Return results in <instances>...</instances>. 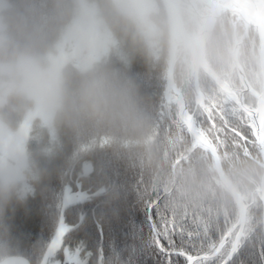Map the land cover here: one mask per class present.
<instances>
[{
  "label": "trees",
  "instance_id": "trees-1",
  "mask_svg": "<svg viewBox=\"0 0 264 264\" xmlns=\"http://www.w3.org/2000/svg\"><path fill=\"white\" fill-rule=\"evenodd\" d=\"M100 8L104 19L108 0H90ZM166 11L162 0H157ZM9 7L2 13L4 31L12 38L24 42L31 38L42 51L52 48L61 27L68 23L75 11L73 0H6ZM167 12V11H166ZM184 23L189 32L186 15ZM15 23L9 24V18ZM206 45V57L211 68L222 78L233 77L241 84L235 66L236 35L242 37L245 23L236 15L221 18ZM237 24V25H236ZM111 29V28H110ZM111 31L119 46L102 63L129 81L135 89L145 121L133 135L114 134L106 129L69 127L53 121L50 128L35 115V109L22 103L0 98V121L17 133L28 120L25 173L28 182L23 185H4L0 177V263L18 256L30 264H42L49 252L61 223L62 201H52L49 211L50 227L25 234L16 228V211L31 200H44L48 189L77 180L81 184L91 181L100 191L101 218L115 219L129 203L151 204L158 217L166 221L168 233L174 234L176 249L181 254V264L188 263L187 256L214 253L221 240L238 221L239 208L230 190L218 175L214 157L202 146L194 149L195 137L181 122L177 104L167 103V77L171 47H163L158 57L147 59L135 52L118 32ZM239 61L253 87L261 91L262 77L258 35L253 27L242 44ZM174 79L184 92L189 111L195 112L203 122L209 114H226L233 124L242 125L245 135L239 140L208 138L216 144L224 175L230 179L246 202L253 200L248 213V236L238 254L229 264H264V228L261 198L257 192L263 176L261 153L244 112L233 107L214 79L201 71L200 90L206 95L210 111H195V80L190 67L191 55L184 45L178 46ZM75 71L76 67L67 66ZM242 86V85H241ZM174 95V94H173ZM251 96V93H247ZM256 106L257 99L253 96ZM194 149V150H193ZM180 160V161H179ZM250 199V200H248ZM161 200V201H160ZM143 208H139V219ZM107 226L105 233L107 234ZM145 242L150 243L145 233ZM231 239L210 259H199L193 264H221L230 253ZM62 247V244H61ZM60 247V248H61ZM130 247L135 244L130 242ZM79 253L84 264H130V257L118 250L114 242L89 246L85 241L75 248L63 245L65 250ZM61 249L58 251L60 255Z\"/></svg>",
  "mask_w": 264,
  "mask_h": 264
},
{
  "label": "clouds",
  "instance_id": "clouds-1",
  "mask_svg": "<svg viewBox=\"0 0 264 264\" xmlns=\"http://www.w3.org/2000/svg\"><path fill=\"white\" fill-rule=\"evenodd\" d=\"M106 24L147 59L177 42L171 11L156 0H108ZM15 17L9 18V24ZM0 98L22 103L69 127L136 134L145 121L132 84L100 62L81 60L76 70L43 54L31 38L7 35L0 25Z\"/></svg>",
  "mask_w": 264,
  "mask_h": 264
},
{
  "label": "snow or ice",
  "instance_id": "snow-or-ice-1",
  "mask_svg": "<svg viewBox=\"0 0 264 264\" xmlns=\"http://www.w3.org/2000/svg\"><path fill=\"white\" fill-rule=\"evenodd\" d=\"M190 131L196 139L207 135L239 140L246 134L244 126L233 124L226 114L212 113L203 122L200 117L193 116ZM100 196L99 189L91 181L87 184L68 181L48 189L43 201L31 200L23 209L17 210L14 223L25 234L50 227L52 201L59 198L62 201V223L57 224L56 232L62 242L59 264H67L63 245L71 249L85 241L89 246L102 244L105 247L114 242L118 250L130 257V264H181V254L174 251L177 247L175 236L168 233L166 221L158 217L151 204L129 201L126 210L115 219H102ZM139 208H143V218L138 221ZM145 233L150 243L145 242ZM130 242L135 244L134 248L130 247Z\"/></svg>",
  "mask_w": 264,
  "mask_h": 264
},
{
  "label": "water",
  "instance_id": "water-1",
  "mask_svg": "<svg viewBox=\"0 0 264 264\" xmlns=\"http://www.w3.org/2000/svg\"><path fill=\"white\" fill-rule=\"evenodd\" d=\"M177 1L178 0H162L163 4L165 5L166 11L167 12L171 11V14L174 18L176 38L178 39V35H179L184 39L186 45L190 47L191 55L195 62L196 70H195L194 80H195L196 90L199 94L196 100L197 101L196 108L201 102L200 101L201 91L199 90L198 78H199L200 68H202L209 75V77H211V79H214L218 84V86L221 89H223V91H225L228 97L237 103L239 109L247 113L249 117V121H250L249 124L251 130L253 131L255 141L258 144L259 151L261 153L260 163L263 168V173H262L263 176L260 181V188L257 189V192L261 196L262 206L264 207V0H226L227 2H231V6L227 7L223 12L220 11L218 14L214 16L213 21L211 23L212 26L210 28H207L202 32L199 31L198 33L195 34H190L187 31V28L184 25L183 16L179 11V6L177 5ZM225 14L236 15L239 20H243V22L246 24V31L244 33L245 35L243 39L236 40L234 56L236 58V66L238 67L239 72L242 78L244 79L247 88L253 93V95L257 99L256 106L253 108H249L245 106L243 100L239 99L236 92L233 89H231L229 83L224 78H221L216 73V71L209 66L207 59L205 58L206 43L210 39V35L213 32L215 24L220 19V17ZM253 27L256 29V34L258 35L261 77H262L261 91L255 90L250 85L249 80L246 77L243 68L240 66L239 56H238L244 38L248 36L250 29ZM200 39H203V41L200 46L201 47L200 53H198L196 48L193 46V43L196 41H200ZM178 44L179 43L177 41L175 46L171 47V52L169 55V59H170L168 65L169 72L167 77L168 85L166 89L167 103L177 104L178 113L181 122L185 124L188 130L190 131L192 118L195 112L191 113L189 111L187 102L185 100L184 92L181 89H179L174 79V74H175L174 68L177 63ZM83 53L84 52L82 48L75 49L73 51H70V56L73 59H80L83 56ZM198 146H202L204 150H206L210 155L214 157L215 165L217 166L218 175L220 176L225 187H227L230 190L232 197H234L236 204L239 208V217H238L239 220L230 229V232L221 240L220 244L218 245L214 253L202 254L199 256L188 255L187 264H193L196 260L199 259H204V258L210 259L218 256L222 248L228 242L227 240L232 237L233 232L236 230V228H238L239 232L234 238V242L231 246L230 253L221 262V264H229L231 263V260L238 254L239 249L243 243L242 239L245 238L244 228L247 221V212L249 209V204L246 202L245 198L238 192L237 188L232 184L230 179L224 175L223 165H221L219 154H217L216 145L213 144L206 135H201L199 139L195 138L194 149H196ZM263 217H264V212H263ZM263 228H264V220H263Z\"/></svg>",
  "mask_w": 264,
  "mask_h": 264
},
{
  "label": "rangeland",
  "instance_id": "rangeland-1",
  "mask_svg": "<svg viewBox=\"0 0 264 264\" xmlns=\"http://www.w3.org/2000/svg\"><path fill=\"white\" fill-rule=\"evenodd\" d=\"M73 1L75 2V8H74L75 11L73 16L71 17L68 23L64 24L61 27V30L59 31V36H57V38L54 40L53 42L54 44L51 45L52 48L50 49V47H48L47 50H44L42 52L44 55L54 60L65 62L67 66L72 65L73 67H76L81 60H86L89 62H101L105 58H108L111 55V53L113 52V47L119 46L118 42L114 38L115 35L111 31V29L107 26L106 19H104L100 8H98V6L95 3L91 2L90 0H73ZM187 2L196 3L203 1L178 0L177 5L179 6L180 3L187 4ZM156 3H158L157 0ZM7 7H9L8 2H6V0H0V25H2L3 27H5L6 24L3 23L2 21L1 12ZM81 48L83 49L84 52L83 56L80 59L71 58L70 51ZM183 55H184L183 53L180 54V56ZM203 108L206 111H210V108L207 105V103H205ZM35 115L39 116L40 119H43V121L50 128L53 126V121L48 117H46L45 115H43L42 113L35 110ZM27 120L28 123L26 122L22 127H20V130L17 133L10 131L6 127V125H4L2 121H0L1 180L4 185H8L13 182L21 184L23 185L22 187L25 192L30 190L29 188L26 190V187H28L27 182L29 178L28 175L25 173V168L27 167L25 141L29 134V125L31 122V120L29 119ZM252 203L253 200L248 202L249 208ZM244 229H245V238L242 239L243 243L244 241H246L245 239L248 236L246 224ZM54 238L55 239L53 240L52 245L49 248L50 250L45 258V261L42 264H59V259H58L59 256L57 254L58 251L61 249L60 247L62 242L59 236L55 235ZM63 256L67 261V264H84L83 263L84 260L81 256H79L78 252L71 253L70 250L68 249L65 250ZM0 264H30V263L24 258L14 256L4 259V261Z\"/></svg>",
  "mask_w": 264,
  "mask_h": 264
},
{
  "label": "flooded vegetation",
  "instance_id": "flooded-vegetation-1",
  "mask_svg": "<svg viewBox=\"0 0 264 264\" xmlns=\"http://www.w3.org/2000/svg\"><path fill=\"white\" fill-rule=\"evenodd\" d=\"M196 1H198V0H196ZM200 1H203V2H196V3H192V2H190V3H188L187 2V4H185V3H180L179 4V11H180V13L181 14H184V15H186V19H187V21H186V23H187V25L189 24V25H191V32H189L188 30V32L190 33V34H195V33H198L199 31L200 32H202V31H204V30H206L207 28H210L212 25H211V23H212V21H213V18H214V16L216 15V14H218L220 11H224L227 7H230L231 6V2H227L226 0H200ZM226 15H228V16H231V15H233V14H231V15H229V14H225V15H223V16H221L220 17V19L221 18H223V17H225ZM183 16V15H182ZM220 19L217 21V23L220 21ZM184 20V19H183ZM237 20L238 21H241V22H243V20H239L238 19V17H237ZM215 24V27H214V29L216 28V26L218 25V24ZM244 23V22H243ZM184 25H185V23H184ZM237 25V24H236ZM245 26H246V24H245ZM214 29H213V31H214ZM252 29V28H251ZM251 29H250V31H251ZM245 31H246V29H245ZM245 31H244V33H245ZM249 31V32H250ZM213 33V32H212ZM243 33V36L242 37H238V35H236V39H235V43H236V40H242L243 39V37H244V34ZM212 35V34H211ZM211 35H210V38H211ZM248 37H249V33H248V36H246L245 38H244V40H243V42H245V40H247L248 39ZM182 40H183V42H182V44L184 45V48H185V53H184V55H185V57H187V55L188 54H190L191 55V51H190V47H188V45H186V43H185V41H184V39L182 38ZM210 40V39H209ZM209 40H208V42H209ZM202 41H203V39H200V41H196V42H194L193 43V46L196 48V50H197V52L198 53H200V50H201V43H202ZM207 42V43H208ZM243 42H242V44H243ZM207 43H206V45H207ZM241 44V45H242ZM179 46V45H178ZM236 46V45H235ZM243 46V45H242ZM241 46V47H242ZM206 47V46H205ZM240 47V48H241ZM207 48V47H206ZM179 49V48H178ZM235 49V48H234ZM239 52H240V50H239ZM233 55H234V52H233ZM238 55H239V53H238ZM258 55H259V52H258ZM191 58H192V55H191ZM205 58L207 59V57H206V52H205ZM208 62V61H207ZM239 63H240V61H239ZM209 64V63H208ZM210 66V65H209ZM235 66H236V58H235ZM240 66H241V64H240ZM190 67H191V69H192V75L195 77V62H194V60H193V58H192V63H191V65H190ZM237 67V66H236ZM242 67V66H241ZM243 68V70H244V72H245V69H244V67H242ZM214 69V68H213ZM237 70H238V77L240 78V81H241V84L239 85V83L237 82V80L235 79V78H233V77H230L229 79H226V78H224L228 83H229V85H230V87H231V89H233L235 92H236V94L238 95V97H239V99H241V100H243V102H244V104H245V106H247V107H249V108H253V107H255L254 106V104H255V102H254V100L251 98V96H253V97H255L254 95H253V93L247 88V86H246V84H245V81H244V79L242 78V76H241V74H240V72H239V69H238V67H237ZM201 71H204L202 68H200V73H201ZM200 73H199V76H200ZM217 73V72H216ZM218 74V73H217ZM219 75V74H218ZM245 75H246V77H247V74H246V72H245ZM221 77V76H220ZM222 78V77H221ZM248 78V80H249V83H250V85L252 86V88H254L253 87V85H252V83H251V81H250V79H249V77H247ZM198 80H199V90H200V79L198 78ZM242 85V86H241ZM262 87V86H261ZM255 89V88H254ZM255 90H258V89H255ZM195 91H196V97H195V101L197 100V97H198V92H197V90H196V87H195ZM201 92H200V104L198 105V107L196 108V105H195V111L198 109V108H202V109H204L203 107H204V105H205V103H206V95H205V93L202 91V90H200ZM259 91V90H258ZM247 93H251V96H249V95H247ZM227 95V94H226ZM185 96V95H184ZM227 98L229 99V100H231L229 97H228V95H227ZM234 104H233V107L234 108H236L237 110H239V111H242V112H244L243 110H240L239 109V106L237 105V103L236 102H234L233 100H231ZM196 104H197V101H196ZM244 114L245 115H247V113H245L244 112ZM194 116H195V113H194ZM248 116V115H247ZM250 122V121H249ZM249 124V123H248ZM250 125V124H249ZM207 136V135H206ZM208 137V136H207ZM211 141V140H210ZM212 142V141H211ZM213 143V142H212ZM214 144V143H213ZM216 145V144H215ZM239 232V229L238 228H236V230L233 232L234 234H232V237H231V241H232V243L231 244H233V242H234V238H235V236L237 235V233ZM243 244V243H242ZM232 246V245H231Z\"/></svg>",
  "mask_w": 264,
  "mask_h": 264
},
{
  "label": "built area",
  "instance_id": "built-area-1",
  "mask_svg": "<svg viewBox=\"0 0 264 264\" xmlns=\"http://www.w3.org/2000/svg\"><path fill=\"white\" fill-rule=\"evenodd\" d=\"M181 40V38H179V41Z\"/></svg>",
  "mask_w": 264,
  "mask_h": 264
}]
</instances>
